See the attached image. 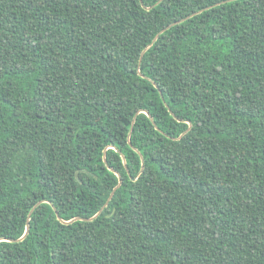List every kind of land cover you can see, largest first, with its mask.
<instances>
[{
	"label": "trees",
	"instance_id": "1",
	"mask_svg": "<svg viewBox=\"0 0 264 264\" xmlns=\"http://www.w3.org/2000/svg\"><path fill=\"white\" fill-rule=\"evenodd\" d=\"M0 264H264V0H0Z\"/></svg>",
	"mask_w": 264,
	"mask_h": 264
},
{
	"label": "water",
	"instance_id": "2",
	"mask_svg": "<svg viewBox=\"0 0 264 264\" xmlns=\"http://www.w3.org/2000/svg\"><path fill=\"white\" fill-rule=\"evenodd\" d=\"M168 29V27L167 28H165V29H163V30H161L156 36H155V38L153 39V41H152V43L146 48V49H148L156 40H157V38H158V36L161 34V33H163L165 30H167ZM146 49L141 53V55H140V59H139V64H140V62H141V60H142V57H143V54H144V52L146 51ZM153 85L156 87V84L155 83H153ZM160 95H161V93H160ZM150 118V120H152L151 119V117H149ZM191 128V124H189V129ZM188 129V130H189ZM131 131H132V129H131ZM131 131H130V134H131ZM130 134H129V136H130ZM130 144V143H129ZM110 148H112V147H110ZM112 149H114V148H112ZM121 159H122V162H123V165L126 167V162H125V158H124V156L123 155H121ZM103 160H104V162H106L105 161V158H103ZM141 160H142V158H141ZM143 169H144V167H143V165L141 166V169H140V173H142L143 172ZM110 171H112V172H114L112 169H110ZM115 173V172H114ZM116 174V176H117V178H118V184H117V186L115 187V189L113 190V192L111 193V195L109 196V198H108V200H107V202H106V204L111 200V198H112V196H113V193L115 192V190L116 189H118L120 186H121V183H122V179H121V177H120V175L118 174V173H115ZM105 204V205H106ZM105 207V206H104ZM33 211V210H32ZM32 211H30V213H29V215H28V218H27V225H26V229H25V233H24V235L20 238V239H18V240H13L12 242H19V241H22L27 235H28V233H29V226H28V223H29V217H30V215H31V213H32ZM101 211H102V209L93 217V218H95V217H97L100 213H101ZM56 213V212H55ZM56 215H57V213H56ZM57 218H58V220L60 221V222H62V223H64V224H68V223H71V222H73V221H76V220H80V218H75V219H72L71 221H69V222H65V221H63L61 218H59L58 217V215H57ZM93 218H91V219H93ZM91 219H89V220H91ZM6 241H10V240H6Z\"/></svg>",
	"mask_w": 264,
	"mask_h": 264
}]
</instances>
